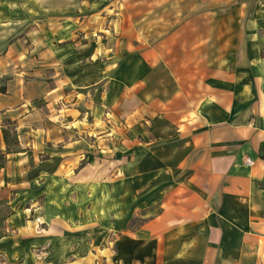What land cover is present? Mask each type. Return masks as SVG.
Masks as SVG:
<instances>
[{"label": "crops", "instance_id": "1", "mask_svg": "<svg viewBox=\"0 0 264 264\" xmlns=\"http://www.w3.org/2000/svg\"><path fill=\"white\" fill-rule=\"evenodd\" d=\"M181 2L168 6L145 46L136 43L124 59L116 53L96 66L89 50L19 45L32 32L26 10L37 5L0 0V23H11L0 54V130L3 120L19 128L35 119L42 137L33 153L20 143L19 152L9 154L19 158L1 169L0 199L17 189L19 200L28 202L27 186L47 174L60 185L81 181L75 169L90 164L91 135L101 131L84 122L71 131L44 128L43 121L75 113L73 121L81 123L84 113L73 106L87 109L104 99L88 90L91 85L106 81L120 118L145 119L147 151L146 174L120 179L109 208L121 224L141 208L146 217L117 236L113 257L103 245L92 246L89 224L69 222L55 205L48 208L55 222L46 226L31 220L48 218L43 208L20 206L4 221L10 234L0 239V253L7 264H264V0ZM7 72L14 76L4 82ZM57 136L68 138L60 145ZM44 141L60 148H45ZM43 152L46 159L38 160ZM129 183H145V197ZM33 248L52 252L44 256Z\"/></svg>", "mask_w": 264, "mask_h": 264}, {"label": "rangeland", "instance_id": "2", "mask_svg": "<svg viewBox=\"0 0 264 264\" xmlns=\"http://www.w3.org/2000/svg\"><path fill=\"white\" fill-rule=\"evenodd\" d=\"M31 5H37V7H30L26 10L27 15H30L28 23L29 30L32 32L29 34V39H22L24 35L19 36L21 38L19 45L25 46L27 49L35 47H52L59 48L62 51L66 49H84L89 50L92 54L93 65L103 64L106 60H113L114 55L118 53L122 54V58L133 50L134 44H140L145 46L147 41L148 32L154 31V26L158 21L162 22V16L164 12L169 8L168 6H179L178 2L193 3L195 0H28ZM43 2L42 6L35 4L34 2ZM210 1H226V0H202L201 3ZM181 2V3H182ZM185 3L184 5H188ZM183 4V3H182ZM0 7H4V4L0 3ZM177 7L174 8L177 10ZM179 9V8H178ZM2 10V9H0ZM1 15V11H0ZM11 23L3 25L0 23V54L6 47L5 35L6 29ZM43 33V34H42ZM43 35V39L35 40V36ZM22 40H25L22 42ZM19 47H16V49ZM22 48V47H20ZM29 57V56H28ZM124 59V58H123ZM14 75L6 73V76L2 78V81H6L7 78H11ZM39 82L34 81L32 85L37 86ZM106 81L101 84L91 85L88 90L98 95V97H104L98 104H90V108H84L81 104L73 106L76 111L81 114L84 113V119L79 122L73 121V115L63 118L62 120H50L43 121V127L51 128L52 126L65 128L67 127L71 131L73 128L84 125L90 126L92 132L101 131L102 135H91V148H90V164L85 167V171L81 168H76L75 171H81L79 182L72 184H61L55 182L52 179L53 174H47L41 178V181L31 183L27 186V193L32 195V199L28 202L26 200H19L20 195L17 189L9 191L10 195L8 199H0V236L4 237L9 235L10 232H6L4 229V218H7L13 211H16L20 206L30 207L33 209L43 208L42 213L48 216L46 218L38 216L39 220L30 217L35 223H44V226L55 222V219L48 210L52 205L55 208L61 209L64 213L63 216L69 222L73 224L85 223L90 225V239L93 243L92 246L99 247L100 249H106L109 251L110 256H114V242L118 239L117 236L121 234H127L131 228L136 229L145 220V214L141 215L142 208L139 215H132L128 213V216L123 218V223H117V220L110 213L111 205L114 204L116 189L119 187L117 183L122 179L126 181L129 178L141 177L146 174V127L144 120H132L126 121V116L120 118L119 112L115 111V108L108 101V93L111 91L109 86L105 84ZM3 83L0 84V90L3 87ZM35 88L33 95L37 93ZM97 97V99H98ZM60 105V104H58ZM61 106V105H60ZM66 106H69L68 103ZM100 106V109H99ZM85 110V111H84ZM50 110H44L50 117L52 114L48 113ZM62 113V112H60ZM83 115V114H82ZM27 125L21 127H15L14 123L9 120H3L0 130V153L4 155L5 168L8 165L12 167V162L19 158V156H11L6 153V145L3 140L2 130L6 129L11 134H16V144L12 143L9 146L10 150H20L19 145L22 143L26 148V154L32 152L37 143H40L42 137L35 134L34 126L38 123L35 119L27 121ZM84 122V123H82ZM66 126H61V124ZM38 126V124H37ZM26 127V128H22ZM27 129V133L18 135V132ZM60 136V135H59ZM57 136V138H59ZM74 138L73 136H69ZM45 137H43L44 139ZM56 138V137H54ZM68 137L61 136L59 140L60 145H63V140ZM102 139L101 144L94 143L96 140ZM41 144V143H40ZM56 144V143H55ZM52 144L50 141H44L43 146L45 148H60L59 145ZM15 152V153H17ZM33 153V152H32ZM24 154V155H26ZM38 160H44V152L38 154L36 157ZM87 158V157H86ZM120 158L119 160H116ZM9 162V163H8ZM15 162V161H14ZM135 164V165H134ZM9 166V167H10ZM89 166V168H88ZM2 168V169H3ZM6 168V169H7ZM12 170H14L12 168ZM27 170L21 169L24 173ZM132 170H134L132 173ZM9 171V169H8ZM16 169L14 172H17ZM79 171V172H80ZM0 172H2L0 170ZM78 172V173H79ZM19 173V171H18ZM21 173V174H22ZM76 173V177L78 176ZM84 173L85 178H82ZM71 175V173L69 172ZM86 180L88 184H84L82 181ZM137 187L139 198H144L146 194V184H128L127 187ZM37 188L36 191L34 189ZM39 188V189H38ZM33 191V192H31ZM44 195V198L43 196ZM34 196H39L34 200ZM22 197V195H21ZM58 201H57V200ZM57 204H56V203ZM130 205V200H128ZM135 203V201H134ZM107 207V208H106ZM130 207V206H129ZM112 208H114L112 206ZM69 209V213L65 211ZM86 210L91 212L89 217L86 215ZM85 215H84V214ZM83 214V215H82ZM7 216V217H6ZM67 216V217H66ZM46 221V222H45ZM71 222V223H72ZM70 223V224H71ZM120 226L122 233L115 231ZM1 237V238H2ZM0 238V239H1ZM37 254L44 252V256H48L52 249L45 248H33ZM104 253V252H102ZM7 257L0 253V264H7ZM102 261L100 264H117L112 262ZM95 261L94 264H96Z\"/></svg>", "mask_w": 264, "mask_h": 264}, {"label": "trees", "instance_id": "3", "mask_svg": "<svg viewBox=\"0 0 264 264\" xmlns=\"http://www.w3.org/2000/svg\"><path fill=\"white\" fill-rule=\"evenodd\" d=\"M2 135H3L4 143L6 145V153H15V152H17V150L15 151V150H10L9 149V146H10L11 143L13 145H15L16 142H17L16 141V134H11V133L7 132L6 129H3L2 130ZM261 157L264 158V149L261 150ZM4 164H5L4 155L2 153H0V170L4 167ZM0 204H1V202H0ZM4 219H6V218H4ZM2 236H0V238Z\"/></svg>", "mask_w": 264, "mask_h": 264}, {"label": "built area", "instance_id": "4", "mask_svg": "<svg viewBox=\"0 0 264 264\" xmlns=\"http://www.w3.org/2000/svg\"><path fill=\"white\" fill-rule=\"evenodd\" d=\"M245 165H246V166H251V165H252V161H251L250 159H247V160L245 161Z\"/></svg>", "mask_w": 264, "mask_h": 264}]
</instances>
